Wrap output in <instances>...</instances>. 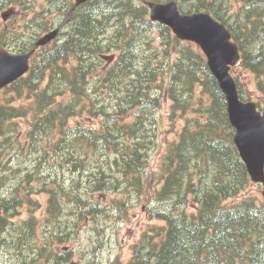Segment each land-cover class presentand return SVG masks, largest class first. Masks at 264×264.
<instances>
[{
    "label": "trees",
    "instance_id": "obj_1",
    "mask_svg": "<svg viewBox=\"0 0 264 264\" xmlns=\"http://www.w3.org/2000/svg\"><path fill=\"white\" fill-rule=\"evenodd\" d=\"M19 1L0 0V10L26 9ZM147 1H63L58 24L0 25V44L16 52L60 27L30 71L0 92V248L18 264L72 260V252L50 248L70 236L65 208L77 222L108 215L106 207L123 217L132 198L164 224L142 234L126 263L117 256L95 264H264V204L248 193L226 97L199 47L152 21ZM243 1L240 13L229 14L224 0H178L182 12L206 11L230 28L239 64L264 93V0ZM232 73L241 98L251 99ZM166 95L173 123L190 111L197 116L185 118L160 170L148 174ZM38 193L48 194L42 244L33 242ZM24 206L29 218L13 222Z\"/></svg>",
    "mask_w": 264,
    "mask_h": 264
},
{
    "label": "rangeland",
    "instance_id": "obj_2",
    "mask_svg": "<svg viewBox=\"0 0 264 264\" xmlns=\"http://www.w3.org/2000/svg\"><path fill=\"white\" fill-rule=\"evenodd\" d=\"M23 1L24 0H20L19 2L21 3ZM26 1L28 4L26 9H23V7L17 6L16 4H9L2 8L0 10V25H16L17 28L23 26L25 23L34 25L35 22H39L40 20L58 24L62 18L61 11L59 10V6L62 5V2H75V0ZM224 1L228 6L229 14L234 12L240 13V9L243 8L244 5L243 0ZM6 11L10 12L9 16L6 18L7 20L2 17V13ZM232 18H237V15H234ZM51 28H53V25L50 29ZM1 29L2 27L0 26V30ZM27 31L28 34L32 32V27H29V30ZM152 31L155 36H158L156 28H153ZM154 43L157 44L158 42L155 41ZM194 44L195 48L199 47L196 43ZM234 70L236 74H239V78L243 82L244 89L246 92L250 93L252 100L256 101L259 106L264 109V93L257 88L254 74L248 72L240 64H237L234 67ZM200 91L201 88L198 86L196 95H199ZM171 103L172 100L168 97V95H166L162 100L161 108L156 111L158 122L154 129L155 135L153 136L155 148L151 151L148 159V174H153L160 170L162 156L168 150L169 143L177 139L178 132L186 121L185 118L197 116L196 112L190 111L188 112V117H180L175 123H173L169 117ZM129 119H133V116H130ZM261 189L262 187L252 182L248 187V193L258 196L261 200ZM34 197L40 202V207L34 213L41 221V224L36 228L33 242L36 240L37 244H42L47 242V233L50 231V227L47 225V218L45 217L48 194L38 193ZM135 200L136 198H132V201L128 203L126 208L127 213H125L123 217H120L121 211L118 208L106 207L104 210L105 212L109 211L108 215L103 216V214H100L94 218L87 217L85 221L79 220L77 222V220H73V215L69 214L68 209L65 208L63 220L66 221L65 223L69 224L68 228H70V236L62 243L55 241V247H50L51 251L53 252V250H55L58 254L68 251L72 252V260L63 264H89L91 261L95 264V262L99 260H103L105 262L110 260L113 261V259L117 256H119L122 262L126 263L132 256V246L141 239L142 234L154 224H164V222L159 219L150 216L146 207L139 201L135 203ZM236 201H238V199L228 200L229 203ZM104 203L109 204L110 202L105 200ZM29 216V207L24 206L21 208L19 215L14 217L12 220L13 222H19L20 220H27ZM64 235V232H61V236L64 237ZM0 263L16 264L13 257L10 256V254L8 255L2 247L0 248ZM52 264L58 263H55L53 259Z\"/></svg>",
    "mask_w": 264,
    "mask_h": 264
},
{
    "label": "water",
    "instance_id": "obj_3",
    "mask_svg": "<svg viewBox=\"0 0 264 264\" xmlns=\"http://www.w3.org/2000/svg\"><path fill=\"white\" fill-rule=\"evenodd\" d=\"M86 1L76 0V4ZM148 5L153 21L169 26L178 38L197 43L205 53L208 66L226 96L240 156L252 181L264 185V110H259L255 101L240 98L231 68L240 61L241 53L230 29L208 12L182 13L177 0L148 1ZM58 33L56 28L42 35L36 47L48 44ZM35 50L15 53L0 44V90L29 71ZM262 196L264 199V188Z\"/></svg>",
    "mask_w": 264,
    "mask_h": 264
},
{
    "label": "flooded vegetation",
    "instance_id": "obj_4",
    "mask_svg": "<svg viewBox=\"0 0 264 264\" xmlns=\"http://www.w3.org/2000/svg\"><path fill=\"white\" fill-rule=\"evenodd\" d=\"M14 227V226H13ZM0 232L2 233L3 232V227H2V225H0ZM1 264V263H0ZM16 264H18V263H16Z\"/></svg>",
    "mask_w": 264,
    "mask_h": 264
}]
</instances>
